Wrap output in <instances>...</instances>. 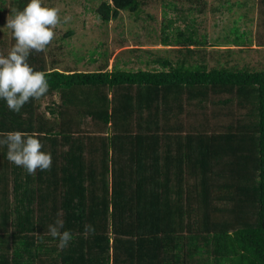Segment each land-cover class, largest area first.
I'll return each mask as SVG.
<instances>
[{"label": "trees", "instance_id": "obj_1", "mask_svg": "<svg viewBox=\"0 0 264 264\" xmlns=\"http://www.w3.org/2000/svg\"><path fill=\"white\" fill-rule=\"evenodd\" d=\"M27 3L0 0V24L8 5L7 19ZM146 3L103 1L96 12L107 24ZM177 20L163 23L162 49L134 56L143 68L115 55L108 69L112 52L101 51L95 70H59L31 53L49 92L19 113L0 99V133L35 134L52 166L30 175L0 147V264H264V68L212 61L206 34ZM230 30L225 42L250 45ZM58 212L73 234L64 250L47 234Z\"/></svg>", "mask_w": 264, "mask_h": 264}, {"label": "rangeland", "instance_id": "obj_2", "mask_svg": "<svg viewBox=\"0 0 264 264\" xmlns=\"http://www.w3.org/2000/svg\"><path fill=\"white\" fill-rule=\"evenodd\" d=\"M103 1L112 2L43 0L45 6L60 9L62 21L65 16L71 17L70 22L57 27L55 39L45 50L49 64L50 61H57L55 66L59 70L92 71L103 59L91 53L107 51L108 55L112 52L110 63L116 55V58L120 57L123 62L130 60L125 65L126 68L137 69L142 66L138 64L135 55H141L142 60L150 57L144 53L143 48H163L159 37L167 18L178 19L175 24L184 27V17L187 22L192 19L198 33L206 34L207 41L211 44L206 53L212 61L218 59L220 63H226L228 66H245L252 70L264 68V0H165L172 2L177 10L173 7L164 8V2L161 0H146L141 14L134 17L126 11H121L118 18L110 20L107 24L101 23L96 12L97 6ZM8 6L2 15L6 20ZM165 11L167 18L163 16ZM233 25L246 33V39L251 41L249 46L246 44L248 47L225 42V38L234 36L230 30ZM4 26L5 24H0V41L8 45L11 31ZM70 31L72 34H69ZM136 47L141 49L132 54L131 49ZM94 50L96 52H93ZM120 51L123 52L118 56ZM159 51L161 55L166 54ZM92 56L98 62H90ZM119 65L122 66L121 63ZM56 101L57 94L43 98L39 110L45 112V106Z\"/></svg>", "mask_w": 264, "mask_h": 264}, {"label": "clouds", "instance_id": "obj_3", "mask_svg": "<svg viewBox=\"0 0 264 264\" xmlns=\"http://www.w3.org/2000/svg\"><path fill=\"white\" fill-rule=\"evenodd\" d=\"M5 24L11 30L15 43L5 55L0 52V99L9 110L19 113L30 100H38L49 92L47 73L34 70L28 63L32 52H44L56 37V29L71 17L60 15L58 7L45 6L43 0H28L23 10L13 9ZM0 147L7 148V159L14 165L35 174L48 171L52 166L50 152L42 151L43 144L35 134L22 131L0 133ZM85 233H95L92 224H86ZM47 234L58 240V249L64 250L73 240L65 230L62 213H57L54 223L47 226Z\"/></svg>", "mask_w": 264, "mask_h": 264}, {"label": "crops", "instance_id": "obj_4", "mask_svg": "<svg viewBox=\"0 0 264 264\" xmlns=\"http://www.w3.org/2000/svg\"><path fill=\"white\" fill-rule=\"evenodd\" d=\"M112 62H113V60L111 61V63H110V61H109L108 69L111 68ZM109 67H110V68H109Z\"/></svg>", "mask_w": 264, "mask_h": 264}]
</instances>
